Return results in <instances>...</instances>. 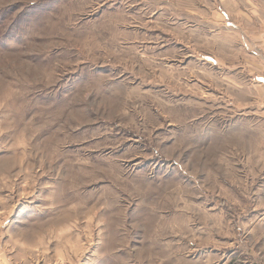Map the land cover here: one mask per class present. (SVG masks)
I'll return each mask as SVG.
<instances>
[{
	"label": "rangeland",
	"instance_id": "rangeland-1",
	"mask_svg": "<svg viewBox=\"0 0 264 264\" xmlns=\"http://www.w3.org/2000/svg\"><path fill=\"white\" fill-rule=\"evenodd\" d=\"M0 264H264V0H0Z\"/></svg>",
	"mask_w": 264,
	"mask_h": 264
}]
</instances>
